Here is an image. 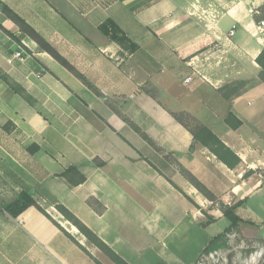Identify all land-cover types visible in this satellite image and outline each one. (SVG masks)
<instances>
[{
  "label": "crops",
  "instance_id": "crops-1",
  "mask_svg": "<svg viewBox=\"0 0 264 264\" xmlns=\"http://www.w3.org/2000/svg\"><path fill=\"white\" fill-rule=\"evenodd\" d=\"M0 1L99 91L29 34L21 37L0 9V264H98L65 230L112 264L58 204L130 264L197 262L231 221L189 245L191 232L225 214L180 167L217 202H244L238 214L264 186V82L256 60L264 36L255 19L264 0ZM157 69L169 75L156 76ZM237 81L247 82L228 98L221 88ZM230 108L243 120L239 128L225 121ZM175 113L211 128L241 164L232 169L194 144ZM70 165L85 182L72 186L60 175ZM24 188L53 219L35 205L17 216L5 208Z\"/></svg>",
  "mask_w": 264,
  "mask_h": 264
},
{
  "label": "trees",
  "instance_id": "trees-1",
  "mask_svg": "<svg viewBox=\"0 0 264 264\" xmlns=\"http://www.w3.org/2000/svg\"><path fill=\"white\" fill-rule=\"evenodd\" d=\"M0 9H2L10 18H12L23 30L22 36L29 34L34 38L42 49L49 52L54 58H56L62 65L68 68L73 72L78 78H80L86 85L94 89L96 92H99L96 86L88 80V78L80 72L66 57H64L44 36H42L38 31H36L24 18H22L18 13H16L12 8L7 4L0 1ZM255 19L261 21L264 19V4L258 7L255 11ZM13 36L21 42V37ZM257 63L261 66V71L259 74L260 80L264 82V48L257 57ZM7 79L8 77L5 76ZM247 81H237L232 84L225 85L221 88V91H225L226 96L229 98L232 94L236 93L240 87L246 84ZM188 115L184 113H175V117L182 122L194 135V144L201 143L204 146L208 147L222 162H224L228 167L234 169L241 164V157L229 147L211 128L200 123L196 119L192 118L191 123L185 117ZM226 123L232 128H239L243 124V120L238 117V115L230 108L226 117ZM146 138L151 140L147 134L143 133ZM194 144L192 146H194ZM94 164L104 165L103 161L94 160ZM182 173L198 188L209 199L214 202L217 201L215 194L210 191V189L204 185L198 178L191 174L184 167H180ZM252 172V171H251ZM67 182L76 186L86 181L87 175L77 166L70 165L66 168L61 174ZM220 208L226 217L231 221L230 226H228L223 232L219 233L213 237L205 249L202 251V254L214 251L221 248L224 245L226 240V235L234 227H238L242 217L237 213L238 209L243 205L244 202H237L233 204H226L222 201H218ZM35 205L42 212L52 218L47 211L36 201L33 194L29 188H24L21 194L13 202L5 205V208L13 215L17 216L22 211H24L29 206ZM56 208L65 216L66 219L71 221L77 228L88 238V240L97 246L105 255H107L114 263L116 264H130L126 259H124L118 252H116L112 247H110L98 234H96L92 229H90L84 222H82L72 211H70L63 204H58ZM53 219V218H52ZM57 223V222H56ZM63 229V228H62ZM65 230V229H64ZM65 232L76 241L89 255H91L98 264H104L97 258H95L82 244H80L76 238L67 232ZM201 254V255H202ZM200 255V256H201ZM198 262V261H197ZM197 262L193 264H197Z\"/></svg>",
  "mask_w": 264,
  "mask_h": 264
},
{
  "label": "rangeland",
  "instance_id": "rangeland-1",
  "mask_svg": "<svg viewBox=\"0 0 264 264\" xmlns=\"http://www.w3.org/2000/svg\"><path fill=\"white\" fill-rule=\"evenodd\" d=\"M167 75L169 74L162 73L159 69L156 70V76ZM185 119L191 123L192 117L188 115ZM259 172L264 174V169H259ZM215 203L219 207V203L217 201ZM239 215L242 220L238 227H234L227 233L224 245L219 249L202 254L199 258L200 263L264 264V186L248 198L246 207ZM229 224L230 219L225 216L211 220L207 226H200L201 228L196 233L189 234L192 240L189 245H194L197 238L218 234ZM154 259L159 260L156 256Z\"/></svg>",
  "mask_w": 264,
  "mask_h": 264
},
{
  "label": "built area",
  "instance_id": "built-area-1",
  "mask_svg": "<svg viewBox=\"0 0 264 264\" xmlns=\"http://www.w3.org/2000/svg\"><path fill=\"white\" fill-rule=\"evenodd\" d=\"M259 28H260L261 34L264 36V19L259 22ZM15 55L17 57H22V52L21 51H17L15 53ZM190 79H191L190 77L187 78V80H190ZM197 264H204V263H200V259H199Z\"/></svg>",
  "mask_w": 264,
  "mask_h": 264
}]
</instances>
